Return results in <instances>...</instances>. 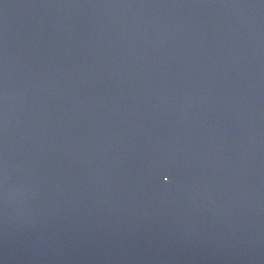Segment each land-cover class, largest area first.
Instances as JSON below:
<instances>
[{
    "label": "water",
    "instance_id": "obj_1",
    "mask_svg": "<svg viewBox=\"0 0 264 264\" xmlns=\"http://www.w3.org/2000/svg\"><path fill=\"white\" fill-rule=\"evenodd\" d=\"M0 264H264V0H0Z\"/></svg>",
    "mask_w": 264,
    "mask_h": 264
}]
</instances>
